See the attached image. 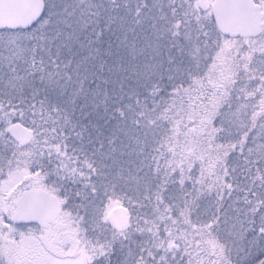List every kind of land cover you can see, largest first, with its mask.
I'll return each instance as SVG.
<instances>
[{"label": "snow or ice", "instance_id": "obj_1", "mask_svg": "<svg viewBox=\"0 0 264 264\" xmlns=\"http://www.w3.org/2000/svg\"><path fill=\"white\" fill-rule=\"evenodd\" d=\"M0 264H264V0H0Z\"/></svg>", "mask_w": 264, "mask_h": 264}]
</instances>
